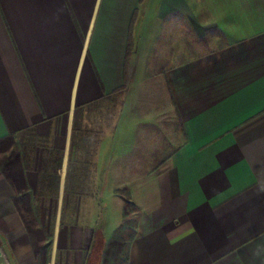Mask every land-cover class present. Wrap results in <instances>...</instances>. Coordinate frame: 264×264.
I'll return each instance as SVG.
<instances>
[{
	"label": "crops",
	"instance_id": "1",
	"mask_svg": "<svg viewBox=\"0 0 264 264\" xmlns=\"http://www.w3.org/2000/svg\"><path fill=\"white\" fill-rule=\"evenodd\" d=\"M28 131L62 155L49 264H103L120 189L125 264H264V0H0V138ZM15 193L0 171V264H38Z\"/></svg>",
	"mask_w": 264,
	"mask_h": 264
},
{
	"label": "trees",
	"instance_id": "2",
	"mask_svg": "<svg viewBox=\"0 0 264 264\" xmlns=\"http://www.w3.org/2000/svg\"><path fill=\"white\" fill-rule=\"evenodd\" d=\"M125 89V86H121L113 93L112 97L108 98L113 102V106H115L116 102L118 101L117 97L122 96ZM110 109L111 108H107L108 111ZM112 109H114V107ZM109 112L111 114L113 113V111ZM101 122H103L102 118ZM82 127L83 126L81 122L78 120V116L77 118L75 117V132H85L83 131ZM90 128H92V126ZM26 133H30L32 135L33 132L28 131ZM98 133H100V130ZM30 146L31 144H28L27 142H21L18 139L17 134H8L7 136L0 138V171L7 178L16 192L14 196V202L17 206V209L21 213V216L31 235L32 242L38 256V264H49L51 258L53 234L48 232L45 229V226L41 224L40 206L42 199L46 198L47 196L43 193L44 189L42 190V187L37 190H32L27 179V170L33 168V156L30 153ZM61 159L62 155H57L56 159L54 160L55 164L52 172H57V169L61 164ZM44 168V174H46L47 169L46 167ZM53 180H55V183L59 181L58 179L56 180V177H54ZM41 184H43V187L44 185L47 187L49 183L46 181V179H42ZM117 191L125 199L123 222L115 230L114 234L103 249V264H108L109 262L118 263L119 260H121V257H119L120 255L125 256L126 263L129 256L131 243L136 235V223L133 215L139 208L137 204L133 202L130 197H128L129 194L127 189H120ZM66 200L68 201V199L65 198L64 205L66 204ZM126 227L131 229L130 234H127L124 231ZM122 261H124L123 258Z\"/></svg>",
	"mask_w": 264,
	"mask_h": 264
},
{
	"label": "rangeland",
	"instance_id": "3",
	"mask_svg": "<svg viewBox=\"0 0 264 264\" xmlns=\"http://www.w3.org/2000/svg\"><path fill=\"white\" fill-rule=\"evenodd\" d=\"M90 117L91 116H87V118H90ZM103 117L104 116H100L99 112L96 114V116L93 115L91 117L92 118V120H91L92 124H94V126H95V123H97V122L100 123L101 122L100 120ZM95 118H97V120H94ZM92 128H94L96 130L98 127H92ZM17 136L21 142H23V143L27 142L28 144H31L30 153L33 156V160H32L33 166H35V162L37 161L36 164H38L39 168L42 169L44 172V169H45L44 167H46V169H47L46 174L50 175V177H48L46 179V181L49 183L48 186L45 187V185H44L45 188L43 186H41L42 190L44 189L43 193L47 196L46 198L48 199V200H46V203L43 204L44 208L41 211V214H43V218L45 219V221H44L45 223L41 222V224L43 226H45L46 230H48L49 227L51 228L53 226V220L51 221L50 217H52L53 215L54 216L56 215V209H55L56 203H57V196L55 194L56 184H55V180H53L54 177H51V176H53L52 169H53L54 164H55L54 160L56 159L57 154H58L57 152H59V151L53 150L52 146L49 144V141L46 138H43V139L37 138V137H35L34 134L31 135L30 133H23V134H20ZM51 195H52V197H54V198H52L53 199L52 200V202H53L52 210L50 209V205H49L50 204L49 199H50ZM65 198L66 199L69 198V199H68V201H66V204L64 205L65 206L64 220H65V222L67 221L69 223V222L74 221L77 213H79V212H77L76 206H75V204L77 202L76 199H78L79 196L67 194V197H66V194H65ZM110 203L108 204L109 208L111 207L109 211L107 208L108 207L107 204H104L103 206H101L100 214H98V218H101V220L103 222H105L107 220L106 228H105L106 233L112 232L113 229L117 225L116 217L114 215L115 212L112 209V205ZM85 209L86 208H83V210H85ZM82 213H84V212H82ZM86 213H87V211H86ZM44 215H46V216H44ZM124 231L127 234L128 233L130 234L131 229L129 227H126V229ZM48 232H51V230H48ZM119 257H121V260H119L118 263L109 262L108 264H124L125 263V256L120 255ZM122 258L124 261H122Z\"/></svg>",
	"mask_w": 264,
	"mask_h": 264
},
{
	"label": "water",
	"instance_id": "4",
	"mask_svg": "<svg viewBox=\"0 0 264 264\" xmlns=\"http://www.w3.org/2000/svg\"><path fill=\"white\" fill-rule=\"evenodd\" d=\"M2 252H1V249H0V256H1Z\"/></svg>",
	"mask_w": 264,
	"mask_h": 264
}]
</instances>
